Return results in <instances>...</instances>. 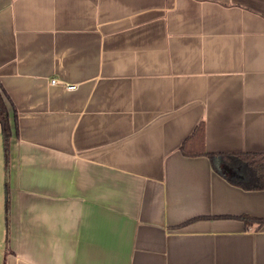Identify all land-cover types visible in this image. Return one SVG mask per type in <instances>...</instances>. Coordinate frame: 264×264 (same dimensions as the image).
<instances>
[{
  "label": "crops",
  "instance_id": "obj_1",
  "mask_svg": "<svg viewBox=\"0 0 264 264\" xmlns=\"http://www.w3.org/2000/svg\"><path fill=\"white\" fill-rule=\"evenodd\" d=\"M0 84V264H264V0H0Z\"/></svg>",
  "mask_w": 264,
  "mask_h": 264
},
{
  "label": "trees",
  "instance_id": "obj_2",
  "mask_svg": "<svg viewBox=\"0 0 264 264\" xmlns=\"http://www.w3.org/2000/svg\"><path fill=\"white\" fill-rule=\"evenodd\" d=\"M6 99V92L0 84V128L7 158L9 141L12 135V127ZM196 132L203 134L202 124L198 125ZM208 154L213 162L214 167L231 181L246 188H264V153ZM7 195L6 212L7 215H9L8 185Z\"/></svg>",
  "mask_w": 264,
  "mask_h": 264
},
{
  "label": "rangeland",
  "instance_id": "obj_3",
  "mask_svg": "<svg viewBox=\"0 0 264 264\" xmlns=\"http://www.w3.org/2000/svg\"><path fill=\"white\" fill-rule=\"evenodd\" d=\"M8 158V155H7ZM4 144L2 142V134L0 128V247L8 246L6 238L8 235V216L6 212V199H7V183L9 162H7ZM1 250V249H0ZM1 254V253H0Z\"/></svg>",
  "mask_w": 264,
  "mask_h": 264
},
{
  "label": "built area",
  "instance_id": "obj_4",
  "mask_svg": "<svg viewBox=\"0 0 264 264\" xmlns=\"http://www.w3.org/2000/svg\"><path fill=\"white\" fill-rule=\"evenodd\" d=\"M56 82H58V79L57 78H52L51 79V83H56ZM68 87H74V85H72V84H70V85H68Z\"/></svg>",
  "mask_w": 264,
  "mask_h": 264
}]
</instances>
